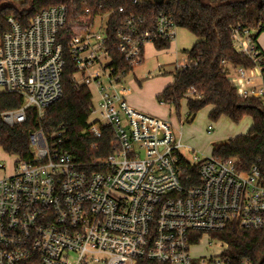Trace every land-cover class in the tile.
I'll return each instance as SVG.
<instances>
[{
	"label": "built area",
	"instance_id": "built-area-1",
	"mask_svg": "<svg viewBox=\"0 0 264 264\" xmlns=\"http://www.w3.org/2000/svg\"><path fill=\"white\" fill-rule=\"evenodd\" d=\"M112 13L96 15L92 24L71 35L68 53L75 81L97 89L90 115L94 123L87 132L102 138L101 127L108 126L113 152L84 164L42 127L31 131L32 156H13L10 174L0 163L5 171L0 176V264H254L250 257L235 261L225 254L227 243L206 236L229 224L264 235L261 170L213 154L189 161L181 130L128 104L131 89L123 81L131 71L112 66L109 50ZM106 14L105 30L95 31L97 17ZM67 17V6L57 5L40 11L28 27L8 18L10 30L0 38V93L18 94L24 101L0 111L6 125L25 123L30 108L42 118L61 98ZM139 21L131 15L117 32V49L135 66L142 63L147 42H172L178 28L165 13L153 31L141 30ZM233 46L254 64L229 71L238 95L264 98V85L250 74L264 70L256 41L248 30H236ZM190 65L178 63L176 70ZM212 129L209 125L208 132ZM217 243L225 246L217 254L193 253V246Z\"/></svg>",
	"mask_w": 264,
	"mask_h": 264
},
{
	"label": "trees",
	"instance_id": "trees-1",
	"mask_svg": "<svg viewBox=\"0 0 264 264\" xmlns=\"http://www.w3.org/2000/svg\"><path fill=\"white\" fill-rule=\"evenodd\" d=\"M133 1L0 0V38L10 30L8 18L11 16L23 27H28L32 19L44 9L57 5H66L68 8L67 23L62 29L65 35L62 40L65 57L62 96L47 108L42 118L35 108H30L27 121L23 124L11 127L0 119V147L12 157L28 159L32 156L29 133L42 127L53 141L62 140L64 150L71 152L79 162L89 164L97 158L109 156L113 152L111 129L102 126V138L87 132L94 123L90 116L93 96L88 86L77 83L73 78L76 67L69 57V39L76 33L78 26L92 24L96 15L113 11L108 24L112 66L118 71L130 72L136 66L127 62L117 49L120 25L132 15L140 20L137 26L141 30L153 31L158 16L165 13L197 40L190 49L185 50L191 65L175 71L173 83L157 95L159 102L179 109L181 100L186 99V119L191 122L207 106L212 107L209 112L212 121L225 116L239 123L245 115H249L252 124L248 132L222 142L214 149L213 155L219 158L235 157L244 167L256 165L264 176V98L239 96L228 76L232 68L254 66L248 56L234 48L233 34L236 30H248L260 49L258 37L264 32V0H164L160 4L155 0ZM121 8L123 11H120ZM153 43L161 50L170 47L169 41L158 40ZM23 101L21 95L0 93V111L17 108ZM92 144L97 147H92ZM213 235L227 243L225 254L234 257L235 261L250 257L254 264H264L262 232L229 224L226 229ZM139 264L162 263L141 260Z\"/></svg>",
	"mask_w": 264,
	"mask_h": 264
},
{
	"label": "rangeland",
	"instance_id": "rangeland-1",
	"mask_svg": "<svg viewBox=\"0 0 264 264\" xmlns=\"http://www.w3.org/2000/svg\"><path fill=\"white\" fill-rule=\"evenodd\" d=\"M108 17L107 14L98 16L93 29L97 32L104 31ZM82 26H78L76 32L83 29ZM194 39L195 36L187 29L178 27L176 39L171 42V46L167 50L157 49L153 42H147L144 46L142 63L136 65L123 81V84L131 89L127 94V101L134 110L171 122L175 130L182 131V142L187 146L183 150V155L189 161H193L194 155L199 157L211 156L214 149L222 142L239 134L247 133L251 127L249 115H245L239 123H234L225 116H222L218 121H212L209 119L211 108L207 106L200 110L191 122L186 119L185 99L181 100L179 109L172 105L171 111L168 106H164L159 102L157 95L167 85L173 83L177 64L191 63L189 59H185L182 50L190 48L194 43ZM107 62V59L103 60V63ZM90 90L93 101L96 103L98 99L97 89L91 85ZM132 98L137 101L139 106L133 107L130 103ZM209 125L213 126L211 132H208ZM176 136L179 137V132ZM14 161L15 158L0 147V163L5 164L6 174L12 172ZM4 174L5 171H0V176ZM214 238L213 234L209 237L206 236V239L209 240ZM224 248L225 246L217 243L214 246L204 244L193 246L192 250L199 257L201 255L217 254Z\"/></svg>",
	"mask_w": 264,
	"mask_h": 264
},
{
	"label": "crops",
	"instance_id": "crops-1",
	"mask_svg": "<svg viewBox=\"0 0 264 264\" xmlns=\"http://www.w3.org/2000/svg\"><path fill=\"white\" fill-rule=\"evenodd\" d=\"M196 37H195V39H194V43L196 42ZM194 43H193V45H194ZM258 44H259V46H260V49H261V51L264 53V32L263 33H261L260 35H259V37H258ZM192 45V46H193ZM170 46H171V42H170ZM191 46V47H192ZM190 47V48H191ZM170 48V47H169ZM169 48H167V49H169ZM190 48H188V49H190ZM167 49H163V50H167ZM188 49H183L182 51H183V53L185 54V59H188V56H187V54L185 53V50H188ZM252 76H253V80H255L258 84L260 83V84H263L264 85V71L262 72V74H261V72H259V71H257V70H252L251 71V73H250ZM171 84V83H170ZM126 99H127V96H126ZM186 100V99H185ZM128 102V101H127ZM187 102V101H186ZM130 103L133 105V107H137V106H139V104L137 103V101L135 100V99H131L130 100ZM129 104V103H128ZM162 105H164V106H168V108H169V110L171 111V108H172V105L171 104H167V103H161ZM208 107H210L211 109H212V107L211 106H208ZM210 109V110H211ZM210 112V111H209ZM186 114H187V106H186ZM163 115H165V114H163ZM251 124H252V120H251ZM235 137V136H234Z\"/></svg>",
	"mask_w": 264,
	"mask_h": 264
},
{
	"label": "water",
	"instance_id": "water-1",
	"mask_svg": "<svg viewBox=\"0 0 264 264\" xmlns=\"http://www.w3.org/2000/svg\"><path fill=\"white\" fill-rule=\"evenodd\" d=\"M164 0H155V2H157V3H162Z\"/></svg>",
	"mask_w": 264,
	"mask_h": 264
}]
</instances>
